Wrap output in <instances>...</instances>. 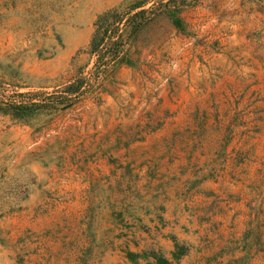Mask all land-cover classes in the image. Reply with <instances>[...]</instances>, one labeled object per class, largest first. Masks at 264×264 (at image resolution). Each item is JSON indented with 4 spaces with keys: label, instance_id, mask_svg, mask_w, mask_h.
<instances>
[{
    "label": "rangeland",
    "instance_id": "1",
    "mask_svg": "<svg viewBox=\"0 0 264 264\" xmlns=\"http://www.w3.org/2000/svg\"><path fill=\"white\" fill-rule=\"evenodd\" d=\"M125 1L0 0L5 95L88 75ZM167 2L69 104L0 113V264H264V0Z\"/></svg>",
    "mask_w": 264,
    "mask_h": 264
},
{
    "label": "trees",
    "instance_id": "2",
    "mask_svg": "<svg viewBox=\"0 0 264 264\" xmlns=\"http://www.w3.org/2000/svg\"><path fill=\"white\" fill-rule=\"evenodd\" d=\"M167 1L169 0H126L122 4L99 11L92 21V30L85 47L92 60L88 75H84L79 69H74L67 81L63 82L58 93L36 95L20 92L15 97L5 95V88L0 81V113L9 116L10 119L21 120L39 109L69 104L85 88L98 83L102 77L110 73L119 64L130 63L126 58L124 46L130 38H134L141 27L153 18L155 12L151 15L152 9L158 7V10L166 12L174 25H179L178 8L174 9L175 3H168ZM147 2H150L151 5L145 6ZM124 29H126L125 32H123ZM74 246H77L76 241ZM173 246L174 249L170 252L172 259L178 258L183 253L179 250L176 242L173 243ZM89 248L90 243L85 246V250L88 251ZM78 249L81 250L80 247ZM138 255L139 253L130 249L124 251V256L132 261ZM150 255L152 264L171 263L170 259L157 251L152 250ZM80 259L81 253L78 252L75 258L76 264L83 261Z\"/></svg>",
    "mask_w": 264,
    "mask_h": 264
}]
</instances>
